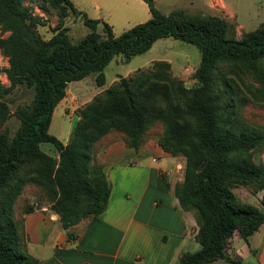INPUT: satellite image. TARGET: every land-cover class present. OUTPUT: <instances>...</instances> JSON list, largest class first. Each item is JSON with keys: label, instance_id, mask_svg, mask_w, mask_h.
<instances>
[{"label": "trees", "instance_id": "obj_1", "mask_svg": "<svg viewBox=\"0 0 264 264\" xmlns=\"http://www.w3.org/2000/svg\"><path fill=\"white\" fill-rule=\"evenodd\" d=\"M143 1L149 17L113 35L107 22L87 16L71 0H39L42 11L57 16L50 36L41 38V17L24 0H0V52L7 62L0 70L8 81L0 82V124L9 113L18 120L12 133L0 128V264L38 263L25 247L23 215L35 204L21 196L24 186L39 189L63 228L104 209L109 182L94 149L109 132L134 150L153 135L164 151L184 157L172 192L180 208L193 213L198 247L181 251L175 264L226 257L233 232L246 239L264 221V192L257 206L233 191L237 185L250 192L264 188V163L252 157L264 149V126L243 115L252 99L241 89L254 100L264 94V22L235 37L232 25L216 14L183 8L163 13L153 0ZM69 12L88 28L76 43L62 25ZM165 36L198 49L196 84L185 86L168 60L153 59L77 106L65 142L47 131L68 81L94 73L101 85L102 68L113 55L128 60ZM17 86L30 89L31 98L10 111L5 94ZM42 141L53 145L56 156L40 148Z\"/></svg>", "mask_w": 264, "mask_h": 264}, {"label": "crops", "instance_id": "obj_2", "mask_svg": "<svg viewBox=\"0 0 264 264\" xmlns=\"http://www.w3.org/2000/svg\"><path fill=\"white\" fill-rule=\"evenodd\" d=\"M109 133L97 141L103 147L96 159L108 166L109 182L99 214L63 228L44 205L24 213L26 249L37 264H175L181 251L198 247L193 213L172 192L184 157L164 151L155 137L134 150ZM225 256L264 264V221L246 239L233 232ZM226 257L204 264H233Z\"/></svg>", "mask_w": 264, "mask_h": 264}, {"label": "rangeland", "instance_id": "obj_3", "mask_svg": "<svg viewBox=\"0 0 264 264\" xmlns=\"http://www.w3.org/2000/svg\"><path fill=\"white\" fill-rule=\"evenodd\" d=\"M77 9L87 16L99 18L107 22L113 35L119 34L134 23L143 21L149 17V11L143 0H71ZM154 5L163 13H168L174 8H183L187 12H200L216 14L224 18L233 27L235 37L241 32L252 29L264 22V0H153ZM33 13L40 15L42 23L36 25L41 38H47L53 31L52 27L57 21V16L52 9L42 11L39 8V0H24ZM62 25L66 26V33L71 43H76L88 30L81 18L73 13H67L62 19ZM101 31V24L97 25ZM199 51L191 43L165 36L154 40L146 50L133 54L128 60H123L121 54H115L102 68L103 83L96 85L94 73H89L76 80H70L65 86L63 101L57 102L51 111L47 131L59 140L65 141L76 119L75 108L88 100L99 88L107 86L114 78L125 75L137 67L148 65L153 59H166L170 63L171 72L178 76L185 86L196 84L193 71L199 62ZM6 57L0 52V68L6 65ZM264 64V57H263ZM0 82L7 84L4 73L0 70ZM254 84V83H253ZM255 85V84H254ZM245 96L252 100L246 101L242 107L243 115L250 121L264 126V94L253 99L241 86ZM8 99V108L11 111L16 104L26 103L31 98V90L23 86L14 87L5 94ZM18 124L17 118L9 113L0 124V128L6 127L12 133ZM116 134L110 132L107 135ZM106 135V136H107ZM153 137V135L149 136ZM40 148L46 153L56 156V151L50 142L42 141ZM103 147V142H96L95 154ZM252 157L255 161L264 163V149L254 151ZM108 171V166H106ZM39 189L31 185L24 186L22 195L26 201L34 203L35 208L44 205L48 210L49 201L42 195ZM233 191L246 202L260 206V197L264 188L250 192L241 185L233 187ZM40 197V201H36ZM38 204H37V203ZM20 199L18 200V205ZM53 211V210H52ZM26 247V245H25ZM27 250V249H26Z\"/></svg>", "mask_w": 264, "mask_h": 264}]
</instances>
